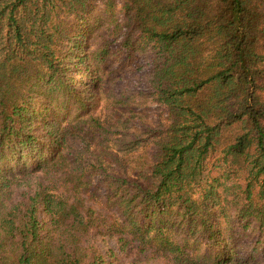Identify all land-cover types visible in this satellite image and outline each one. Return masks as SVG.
<instances>
[{"label":"trees","instance_id":"trees-1","mask_svg":"<svg viewBox=\"0 0 264 264\" xmlns=\"http://www.w3.org/2000/svg\"><path fill=\"white\" fill-rule=\"evenodd\" d=\"M94 1L0 0V264H264V0H102L122 19L84 66L69 18ZM118 56L168 115L142 182L108 147L140 133L76 85Z\"/></svg>","mask_w":264,"mask_h":264},{"label":"rangeland","instance_id":"rangeland-1","mask_svg":"<svg viewBox=\"0 0 264 264\" xmlns=\"http://www.w3.org/2000/svg\"><path fill=\"white\" fill-rule=\"evenodd\" d=\"M115 13H110L105 9L102 0H96L86 10L80 12V15L70 16L71 26L77 29L76 35L84 38V48L89 55V59L83 65L86 66L90 61L96 63L97 59L92 51H95L101 46L103 40L109 36L113 38V29L116 22H121L122 14L118 6ZM111 32V34H110ZM120 45V41H116L114 46ZM117 47V48H118ZM119 60L112 61L110 59L105 63L107 67L103 78V84L100 88H93L95 92L90 93V86L86 88L81 84H76L84 93L85 104L91 107L89 110L95 115L100 116L102 120H108L109 125L118 127V131H129L140 133V143L127 154L121 149L118 141L112 140L108 147L119 154V158H123L126 164L124 170L132 177L145 180L144 177L150 174V163L152 162V155L156 148V140L159 138L160 132L169 123L166 107L164 104L158 102L153 97L151 86L147 82L144 74L146 68L132 74L128 66L124 64L123 57L118 56ZM77 66L73 63V68ZM111 71L114 79H108V72ZM92 80V79H91ZM78 82V81H76ZM125 96L122 98V95ZM81 95V94H80ZM81 97V96H80ZM69 97L66 104L70 107L68 115L64 114L61 120H72L76 118L79 108V97ZM79 101V102H78ZM65 104V103H63ZM57 106L53 105L51 108L54 112ZM86 106V107H87ZM83 111V110H82ZM50 112V110L48 111ZM82 113V112H81ZM122 114L123 116H120ZM66 116V118H64ZM124 137V136H122ZM92 149L100 152L102 157L108 159L110 154L106 151V145H100L97 140H91ZM214 160V159H213ZM212 162H216L213 161ZM212 162L210 164H212ZM124 167V166H123ZM26 186H19L14 190V195L19 196L20 192ZM242 246L249 247L254 244L255 238H245ZM114 239H102L99 242L100 249L107 252L109 248L116 247ZM262 249V248H260ZM248 251V249H247ZM147 264H168L162 261H151Z\"/></svg>","mask_w":264,"mask_h":264}]
</instances>
